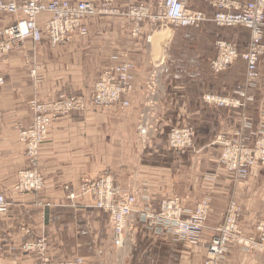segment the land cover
Returning a JSON list of instances; mask_svg holds the SVG:
<instances>
[{
    "label": "crops",
    "instance_id": "1",
    "mask_svg": "<svg viewBox=\"0 0 264 264\" xmlns=\"http://www.w3.org/2000/svg\"><path fill=\"white\" fill-rule=\"evenodd\" d=\"M63 1L92 2L98 8L104 2ZM114 1L117 11L139 4L150 7L152 16L138 38L131 36L129 19L104 14L87 22L84 37L58 48L28 40L0 65L6 79L0 93V195L11 205L10 213L0 217L4 238L0 264H74L78 259L83 264H203L231 201L243 209L240 224L246 234L264 220V167H253L242 181L232 180L220 165L222 148L217 142L220 136L235 138L241 131L253 145L264 132V60L259 63L252 100L242 108L218 109L204 103L207 94L233 97L235 90L246 88L242 59L219 75L214 74L211 63L219 40L236 43L240 53L247 51L250 31L212 22L199 28L173 29L159 18L163 0ZM208 1L186 3L212 19L215 10ZM234 1L245 4L254 0ZM20 18L0 15V29ZM50 19L49 14L41 15L38 24ZM126 60L135 67L130 105L125 109L95 107L90 101L94 84L107 67ZM151 80L155 81L153 95L147 90ZM65 95L84 96L85 111L60 117L52 124L39 156L45 187L38 194H20L17 175L29 164L17 128L33 124L28 107L31 100L48 103ZM246 125L250 128L244 129ZM183 127H192L195 137L193 147L180 153L168 146V137L173 128ZM105 173L113 175L124 190L138 195V214L131 219V235L126 240L125 236L115 239L108 216L93 206L89 196H79L72 204L63 190L71 185L79 193L83 179L96 180ZM171 197L181 198L187 213L201 201H209L207 226L197 244L169 233L156 235L138 221ZM41 238L48 245L45 257L23 251L25 244ZM225 260L226 264H264V250L247 252L232 247Z\"/></svg>",
    "mask_w": 264,
    "mask_h": 264
},
{
    "label": "built area",
    "instance_id": "2",
    "mask_svg": "<svg viewBox=\"0 0 264 264\" xmlns=\"http://www.w3.org/2000/svg\"><path fill=\"white\" fill-rule=\"evenodd\" d=\"M113 2L115 3L114 0H104L101 7H110ZM235 2L234 0L208 1L211 8L215 10L214 17L219 26L232 28L243 24L252 32V42L249 49L242 55L248 62L247 86L244 89L235 90V96L233 97L214 96L207 98L208 104L219 108H242V103L246 105L252 100L251 92L259 80L260 65L258 64L259 52L257 50L262 46L263 36L261 34L264 32V10H259L260 13L257 16V20L250 19V17L260 8L258 2H264V0H256L255 2H247L245 4L237 2L236 4ZM95 6L89 3L60 2L56 0L50 4H46L44 0H24L22 3L14 0H7V2L0 0V14L22 15L24 17L21 23L17 22L15 25L0 31V61L7 63L8 56L14 50L21 49L24 39H31L36 45L42 43L44 35H42L41 28L38 27L39 25L36 21L43 13L52 14L51 22L47 25L46 30L49 43L52 47H56L70 43L76 34L87 32V22L97 16V6ZM161 7L163 18L172 24L173 29H189L193 26H198L204 20V14L190 9L187 6L186 0H164ZM120 10V12L116 10L115 12H105V14H114L129 19L133 28L131 36L138 38L141 35V27L152 16L150 7L147 4H139ZM228 15H233V21L229 22L225 20V17ZM217 49H219V52L212 63V67L216 73L220 74L232 67L233 62L235 63V59L238 57V52L235 50L233 44L225 42H219ZM227 49L232 50L229 59L220 52ZM134 71V65L128 60L118 64V66L112 65L107 67L96 84L92 97L94 104L107 107L115 103V101H120L122 93L133 89ZM4 85L5 80L0 73V92ZM147 86L150 92H152V85L150 86L149 84ZM108 88L111 91L107 95ZM45 104L37 101L30 102L29 107L32 114L34 113V123L29 129L19 130L20 140L27 148V157L30 163V169H27L20 177L23 175L27 177V180H36L37 182V184L31 182L23 184L19 182L17 189L20 192H28L25 190L39 191L43 187V179L38 171V154L40 146L46 142L49 136L52 123L61 116L84 112L86 108L84 98L75 95L51 102L50 105ZM249 126H244V129H249ZM190 137L191 135L187 131H176L172 144L175 147H189ZM187 143H189V146ZM223 145L224 148H238L243 151L242 154L233 156V162L226 163L230 165L236 164L234 167H228L230 176L234 181L245 179L255 164L264 165V137L253 145H250L246 139H242L241 143L226 142ZM225 168L227 169L226 166ZM97 182L83 181L81 194L87 195L90 191L95 192L92 197L96 207L108 215L109 223L116 239L117 235H124V226L128 218L135 212L136 199L129 193H123L110 177H103ZM105 184H108L109 188L105 190L104 194L100 195L102 198L99 200L96 192L101 190V187L105 186ZM66 191L69 199L74 200L76 198V194L70 188L66 187ZM169 204H172V207ZM178 204L181 205L177 198L163 201L160 204V210L143 214L141 220L150 231L161 234L169 233L177 239L197 244L208 220L209 203L206 201L205 209L200 210L198 207L196 211L187 217L184 216L185 211L183 207L180 208ZM177 206L180 208L178 215L176 214L178 212ZM0 214L3 216L9 214V207L3 197H0ZM242 216L243 209L235 201H231L225 224L211 240L204 264H223L226 252L232 246L239 247V249L247 252L264 250V220L258 222L256 236L245 237L240 224ZM47 250L48 245L44 238L37 240L33 244H25L23 247L24 252H36L42 257L46 256ZM2 253L3 245L0 240V255ZM81 263L82 261L79 260L75 264Z\"/></svg>",
    "mask_w": 264,
    "mask_h": 264
},
{
    "label": "bare ground",
    "instance_id": "3",
    "mask_svg": "<svg viewBox=\"0 0 264 264\" xmlns=\"http://www.w3.org/2000/svg\"><path fill=\"white\" fill-rule=\"evenodd\" d=\"M2 2H7V0H1ZM52 1H54V0H52ZM52 1H49V2H47L46 0H44V2L46 3V4H50V3H52ZM56 1H60V2H62L63 0H56ZM104 1V0H103ZM256 0H254V1H251V2H255ZM259 1V0H258ZM69 2V1H68ZM22 3V2H21ZM78 3H89V4H91V5H93L94 3H92V2H78ZM104 3V2H103ZM164 3V0H163V2H162V4ZM236 3V2H235ZM259 3V9L257 10V11H255L252 15H251V17H250V19H253V20H257V16L259 15V13H260V9H263L264 10V2H258ZM113 4H114V2H113ZM113 4H111V6L110 7H100V8H98V7H96V11H97V16H99V15H104L105 14V12H115L117 9H115L114 8V6H113ZM237 4V3H236ZM235 4V5H236ZM95 5V4H94ZM239 5V4H238ZM162 6V5H161ZM188 6V5H187ZM161 9V15L159 14V18L160 17H163L162 16V7L160 8ZM194 11H198V10H194ZM120 12V11H119ZM200 13H202V14H204L203 16V18H204V20L202 21V23L200 22L199 23V27L200 26H202L204 23H206V22H212V23H214L215 25H217L218 27H223V28H228V27H226V26H219V24H218V22L215 20V13H214V15H213V18L212 19H210L209 17H208V15L206 14V13H204V12H202V11H199ZM44 14H49V15H51V19H52V14L51 13H43L42 15H44ZM0 15H3V14H0ZM17 16H20L21 17V19L19 20V21H17V22H22L21 20L22 19H24V17L22 16V15H17ZM96 16V17H97ZM233 15H228V16H226L225 17V20L226 21H229V22H231V21H233V17H232ZM40 17V16H39ZM39 17H38V19H39ZM25 18H27L26 16H25ZM95 18V17H94ZM158 17H157V19H159ZM38 19H37V24H38ZM50 19V20H51ZM156 19V20H157ZM28 20V19H27ZM47 21L44 25H42V26H40L39 24V26L38 27H40L41 29V31H42V35H44V40L42 41V42H46L50 47H52V45L49 43V39H48V34H47V30H46V27H47V25L51 22V21ZM170 23V22H169ZM16 24V23H15ZM14 24V25H15ZM13 26V25H12ZM198 26H193L192 28H199ZM11 27V26H10ZM88 27V26H87ZM236 27H244V28H246L247 29V27H245L243 24L242 25H237ZM236 27H232V28H236ZM7 28H9V27H7ZM263 28H264V26H263ZM3 29H6V28H2V29H0V31L1 30H3ZM133 29V28H132ZM248 31H250V35H252V32H251V30H249V29H247ZM132 31V30H131ZM264 31V30H263ZM88 34V30H87V32L86 33H79V34H76V36H74L73 38H72V40H71V42L75 39V38H78V37H84V36H86ZM141 34H142V27H141ZM261 36H263V39H262V46L257 50L258 52H259V59H258V64L260 63V61L261 60H264V32H263V34H261ZM28 40H31V39H24L23 40V45L21 46V49L23 48V46H24V44L28 41ZM32 41V40H31ZM219 42H225V43H230V44H233L234 46H235V50H237V54H238V57L235 59L236 61H235V63L239 60V59H242L244 62H245V67H246V80H247V83H248V68H247V60L244 58V57H242V55L243 54H245L247 51H248V49H249V46H250V43L252 42V39L250 40V43H249V46H248V49H247V51H245V52H243V53H240L239 52V50H238V47H237V45H236V43H234V42H229V41H226V40H219L217 43H216V47H217V44L219 43ZM67 44H69V43H67ZM67 44H64V45H59V46H56V47H52V48H58V47H63V46H65V45H67ZM15 51V50H14ZM13 51V52H14ZM218 52H219V49H217V55H218ZM220 52H222L225 56H226V58L227 59H229L230 57H231V53H232V50L231 49H227L226 51H220ZM217 57V56H216ZM216 59V58H215ZM214 59V60H215ZM213 60V61H214ZM213 61H212V63H213ZM212 63H211V68H212V71L214 72V74H216V75H219V73H216L214 70H213V67H212ZM234 62H233V65L235 64ZM113 66H118V64H116V65H113ZM36 73H37V68L36 69H33L32 70V75H36ZM221 74V73H220ZM101 76V75H100ZM100 78V77H99ZM5 80V79H4ZM134 80H135V78L133 79V89L132 90H130V91H127V92H125V93H122L121 94V99H120V101H115V103H112L111 105H108L107 107H111V106H115V105H118V104H121V106H123V107H128L129 105H130V103H129V101H127L126 100V97L128 96V95H130L131 93H133V91H134ZM99 81V79L96 81V83H95V85H94V91H95V87H96V84H97V82ZM5 85H6V81H5ZM5 85H4V87H5ZM4 87H3V89H4ZM2 89V90H3ZM2 90H1V92H2ZM94 91L92 92L93 94H94ZM107 91H108V93H107V95L110 93V91H111V89L110 88H108L107 89ZM0 92V93H1ZM113 96V95H112ZM214 96H219V95H213V94H207L205 97H204V101L207 103L208 101H207V98L208 97H214ZM234 96H235V94H234ZM67 97H69V96H67ZM92 97H93V95H92ZM220 97H222V96H220ZM64 98H66V97H64ZM63 98V99H64ZM226 98H228V97H226ZM85 100V103L87 104V100L86 99H84ZM33 101H37V102H39V103H43V102H40V101H38L37 99H33ZM32 102V101H31ZM52 102H56V101H52ZM92 102V104L93 105H95L96 107H99V108H104V107H106V106H99V105H96V104H94V102H93V100L91 101ZM30 104V103H29ZM51 104V102H48V103H46L45 105H50ZM86 104H85V106H86ZM123 104V105H122ZM125 105V106H124ZM242 105H243V103H242ZM106 107V108H107ZM30 108V107H29ZM225 108V107H224ZM31 110V109H30ZM34 114V113H33ZM66 116V115H65ZM61 117H63V116H61ZM60 118V117H59ZM58 118V119H59ZM57 120V119H56ZM55 120V121H56ZM54 121V122H55ZM53 122V123H54ZM33 123H34V121H33ZM52 123V124H53ZM176 131H180V130H172V132H171V135H170V146L172 147V148H174V149H179V150H186V149H188V148H190V147H192V145H193V142H192V138H193V132L191 131V130H187V132L191 135V137H190V146H189V143H187V145L189 146V147H175L173 144H172V141H174V133L176 132ZM141 132V134L142 135H144V134H146V131L145 130H141L140 131ZM240 133H241V131L240 132H237V136H239L240 135ZM20 134V133H19ZM262 137H264V132H262V133H259V137H258V139H257V141H259ZM241 141L242 140H238V141H235V142H237V143H241ZM256 141V142H257ZM226 142H230V143H235V142H231V141H228V140H223V141H221V145H222V148H223V152H222V156H221V162H222V164L224 165V166H226L227 167V172L229 173V175H230V172H229V170H228V167H234L236 164H234V165H230V164H226V163H228V162H233L234 160V157L233 156H235V155H237V154H242L243 153V151L242 150H240V149H238V148H230V147H225L224 148V143H226ZM255 142V143H256ZM24 144V143H23ZM25 145V144H24ZM40 148H41V146H40ZM25 149H26V151H27V148H26V146H25ZM40 150V149H39ZM39 155V154H38ZM255 163H257V162H255ZM254 163V164H255ZM255 166H257V167H263L264 165H259V164H255L254 165V167ZM250 174V173H249ZM105 177H109V176H105ZM103 178V177H102ZM111 178V177H110ZM112 179V178H111ZM242 180H244V179H242ZM112 181H113V183H114V180L112 179ZM241 181V180H240ZM21 182L23 183V184H27L28 182H31V183H34V184H37V182H36V180H27V177L26 176H23L22 175V179H21ZM94 183H98L97 181H94ZM115 184V183H114ZM82 185V184H81ZM117 186V185H116ZM109 188V185L108 184H105V186H102L101 187V190H99L98 192H96V194H98L97 195V197H98V199L99 200H101V198L102 197H100V195H102V194H104V192H105V190L106 189H108ZM80 192H81V186H80ZM75 193V192H74ZM95 192H93V191H90V193L89 194H87L90 198H92V203H93V206L95 207V208H97L96 207V204H95V201H94V199H93V194H94ZM1 197V196H0ZM135 199H136V204H137V198L136 197H134ZM3 199L6 201V199L3 197ZM168 200H174V199H167V201ZM164 201H166V200H164ZM207 200H203V201H201L200 203H198V205L196 206V208H195V210L194 211H196V209L199 207V209L200 210H203V209H205V202H206ZM7 202V201H6ZM163 202V201H162ZM208 203H209V201H207ZM136 204H135V207H134V210H135V214H138V212L136 211ZM162 204V203H161ZM8 205V204H7ZM171 207H172V204H169ZM168 205V206H169ZM178 206L181 208V207H183L182 206V204L181 205H179L178 204ZM177 206V215L179 214V207ZM161 207V206H160ZM98 209V208H97ZM183 209H184V211L185 212H187L186 211V209L183 207ZM174 212H175V210H173ZM133 213V214H134ZM132 214V215H133ZM0 216H2L1 214H0ZM141 216V215H140ZM154 224V223H153ZM201 238V237H200Z\"/></svg>",
    "mask_w": 264,
    "mask_h": 264
},
{
    "label": "rangeland",
    "instance_id": "4",
    "mask_svg": "<svg viewBox=\"0 0 264 264\" xmlns=\"http://www.w3.org/2000/svg\"><path fill=\"white\" fill-rule=\"evenodd\" d=\"M11 55V54H10ZM9 57V56H8ZM2 64H5V63H3V62H1L0 61V65H2ZM0 73L3 75V77H4V79H5V75H4V73H3V71H1V69H0ZM5 81H6V79H5ZM150 84V86L152 85V95H153V91H154V88H155V81L154 80H151L147 85H149ZM95 85V84H94ZM6 86V85H5ZM147 90H149V88H148V86H147ZM93 91H94V87H93ZM150 91V90H149ZM132 94V93H131ZM92 95H93V93L91 94V97H90V101H92ZM67 96H71V95H65V96H62V97H60L58 100H55V101H59V100H62L64 97H67ZM75 96H78V97H82V98H84V99H86L84 96H82V95H75ZM130 95H128L127 97H126V100L127 101H129L128 100V97H129ZM31 101H33V100H31ZM30 101V102H31ZM29 102V103H30ZM130 103V102H129ZM204 103H206L205 101H204ZM207 105H209V106H212V107H216V108H218V109H222V108H219V107H217V106H214V105H211V104H208V103H206ZM95 106V105H94ZM115 106H119L120 108H122V109H125V107H123V106H121V104H118V105H115ZM243 106V105H242ZM241 106V107H242ZM28 107H29V105H28ZM96 107V106H95ZM112 107V106H111ZM97 108H99V107H97ZM107 108H109V107H107ZM30 109V108H29ZM104 109H106V107H104ZM224 109H230V110H237V109H240V108H224ZM67 116V115H66ZM58 120V119H57ZM56 120V121H57ZM33 121H34V116H33ZM33 125V124H32ZM31 125V126H32ZM30 126V127H31ZM30 127H28V128H22V127H18L17 129V131H18V137H19V140H20V134H19V130L20 129H24V130H26V129H29ZM140 129L142 128V127H139ZM141 130H144V129H141ZM172 130H180V131H187V130H191L192 132H193V138H192V142H193V145H194V137H195V131H194V129L192 128V127H183V128H173ZM172 130L170 131V134H169V137H168V146L171 148V149H173V150H175V151H177V152H180V153H184V152H186V151H188V150H190L192 147H193V145H192V147H190V148H188V149H186V150H179V149H174V148H172L171 146H170V135H171V132H172ZM144 135H146V134H144ZM258 137H259V134H258V136L256 137V139H255V141H254V143L253 144H255V142L257 141V139H258ZM242 139H246V137L242 134V133H240V135L239 136H237V134H236V136H235V138H229V137H225V136H220L219 138H218V140H217V142H218V144L221 146V148H222V145H221V141H223V140H228V141H231V142H235V141H238V140H242ZM247 140V139H246ZM47 141V140H46ZM20 142H21V140H20ZM248 142V141H247ZM22 143V142H21ZM46 143V142H45ZM44 143V144H45ZM249 143V142H248ZM23 144V143H22ZM44 144H42L41 145V147L44 145ZM24 145V144H23ZM24 147H25V145H24ZM40 150H41V148H40ZM40 150H39V155H38V171H39V174L41 175V177H42V179H43V187H42V189L41 190H39V191H30V190H25V191H28V192H20L18 189H17V186H18V184H19V182L21 183V179H22V177H20V175L22 174V173H24L25 171H27V169H30V163H29V161H28V164H29V167L27 168V169H25V170H22V171H20L19 173H18V175H17V184H16V191H18L20 194H26V193H33V194H38V193H40L41 191H43V189H44V187H45V184H46V181H45V178H44V176H43V174L40 172V170H39V156H40ZM25 151H26V149H25ZM222 152H223V148H222V151H221V155H220V165L226 170V172H227V169L225 168V166L222 164V162H221V156H222ZM26 158H27V160H28V157H27V151H26ZM251 172V171H250ZM228 173V172H227ZM228 175H229V173H228ZM105 176H109V177H111L113 180H114V183H115V185H117L118 187H120V189H121V191L123 192V193H129L130 195H132V196H134V197H136L137 198V201H138V195H137V193L136 192H134V191H132V190H124L123 188H122V186L119 184V183H117V181H116V179H115V177L113 176V175H111V174H108V173H105V174H103V175H101L98 179H96V180H90V179H87V178H85V179H83L82 181H81V183H80V186H81V184H82V182L83 181H85V180H88V181H90V182H94V181H99L102 177H105ZM230 176V175H229ZM231 177V176H230ZM231 179H232V177H231ZM242 181V180H241ZM80 186H79V193H77L74 189H73V187L71 186V185H65L64 187H63V190H64V192H65V194H66V198H67V200L70 202V203H72V204H75V201L78 199V197L79 196H88V195H82L81 194V192H80ZM66 187L67 188H70L72 191H74L75 192V194H76V198L74 199V200H71V199H69L68 198V193H67V191H66ZM1 197H4L5 199H6V197L4 196V195H0ZM171 198H173V199H179V201H180V203L182 202V200H181V198H179V197H171ZM92 199V198H91ZM167 199H169V198H166V199H163L162 201H164V200H167ZM6 201H7V199H6ZM162 201L159 203V208H157V210H160V204L162 203ZM7 204H8V207H9V213H10V208H11V205H10V203L7 201ZM41 205H43V204H41ZM45 206L46 207H50V206H52L51 204H45ZM97 209V208H96ZM100 210V209H99ZM156 210V211H157ZM102 211V210H101ZM227 211H228V209H227ZM194 212V211H193ZM192 212V213H193ZM192 213H187V212H185V217H187V216H189L190 214H192ZM106 214V213H105ZM107 215V214H106ZM3 216V215H2ZM2 216H0V217H2ZM108 216V215H107ZM135 216V213L131 216V217H129L128 218V220H127V223H126V225L124 226V235H121V236H118V237H120V238H122V237H124L125 236V240H126V238H129L130 237V233H129V231H128V227H129V224L132 222V221H134V220H132L131 221V219L133 218ZM226 217H227V212H226V216H225V221H226ZM208 218H209V215H208ZM242 218V217H241ZM138 221L140 222V223H142L143 225H144V227H146V225L143 223V221L141 220V217L138 219ZM208 221V220H207ZM225 221H224V224H225ZM240 221H241V219H240ZM260 221H262V220H260ZM260 221H258V222H260ZM108 222H109V218H108ZM258 222L255 224V227H254V230H253V232L252 233H250V234H246L245 233V229L243 228V231H244V236L245 237H249V236H256V226H257V224H258ZM110 224V223H109ZM223 224V225H224ZM222 225V226H223ZM111 226V225H110ZM206 226L207 225H205V229H206ZM221 226V227H222ZM242 226V225H241ZM221 227H219L218 228V230H217V232H216V235L218 234V231H219V229L221 228ZM243 227V226H242ZM112 228V227H111ZM204 229V230H205ZM112 231H113V229H112ZM150 231V230H149ZM26 232H28V233H30V231L29 230H26ZM153 233H155L154 231H152ZM204 232V231H203ZM156 235H159V234H161V233H155ZM203 234V233H202ZM215 235V236H216ZM201 237H202V235H201ZM201 239V238H200ZM0 240H1V242H2V245H3V249H4V238H3V235L0 233ZM200 241V240H199ZM31 244H33V243H31ZM211 244V243H210ZM210 246V245H209ZM232 247H234V246H232ZM232 247H230V248H232ZM229 248V249H230ZM234 248H237V247H234ZM208 249H209V247H208ZM229 249H228V251H229ZM238 249H239V247H238ZM241 250V249H240ZM227 251V252H228ZM208 252V251H207ZM227 252H226V254H227ZM254 252H257V251H254ZM25 253H36V252H25ZM39 255V254H38ZM206 255H207V253H206ZM225 259H226V255H225ZM224 259V263L223 264H226V260ZM79 260H81V259H78V260H76L75 262H74V264L75 263H78V261ZM205 260H206V258H205ZM82 261V260H81ZM205 262V261H204ZM81 264H83V261H82V263ZM204 264V263H203Z\"/></svg>",
    "mask_w": 264,
    "mask_h": 264
}]
</instances>
